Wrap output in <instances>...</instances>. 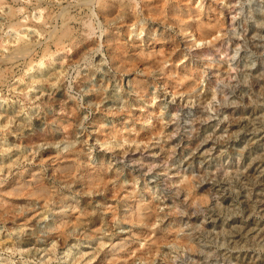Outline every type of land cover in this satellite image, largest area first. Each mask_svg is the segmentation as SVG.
I'll use <instances>...</instances> for the list:
<instances>
[{
	"label": "rangeland",
	"instance_id": "obj_1",
	"mask_svg": "<svg viewBox=\"0 0 264 264\" xmlns=\"http://www.w3.org/2000/svg\"><path fill=\"white\" fill-rule=\"evenodd\" d=\"M189 1L204 21L212 12L221 19L214 33L221 51L205 48L207 41L186 46L171 20L172 0H165L161 20L152 25L166 61H151L145 88L135 93L130 77L109 64L99 28L85 43L84 22L100 24L89 1L0 0V183L38 164L41 154L56 157L70 148L80 162L67 178L41 167L55 197L47 205L15 199L0 212V264H264V0H230L229 10L226 0ZM47 13L51 20L42 25ZM68 14L73 22L67 25ZM12 22L21 25L7 26ZM143 22L151 24L138 19L117 27L119 40L143 46ZM63 29V47L52 45L53 55H43L50 36ZM19 39L30 51L7 59ZM170 64L176 72L169 77L181 76L175 86L161 83ZM136 73L143 74L139 67ZM230 86L233 92L221 96ZM95 88L103 91L98 100ZM94 120L106 130L124 125L145 135L138 143L114 137L100 143ZM152 126L157 134L146 133ZM99 168L106 180L85 188V170ZM179 176L190 180L188 195L172 184ZM138 201L153 210L150 218L124 220ZM71 204L83 212L72 218L83 223L70 224L66 237L45 233V222L71 214ZM93 214L101 228L85 238L81 233ZM155 230L163 233L151 242ZM181 236L191 249L178 242ZM118 239L128 241L126 248L109 261L105 253Z\"/></svg>",
	"mask_w": 264,
	"mask_h": 264
},
{
	"label": "bare ground",
	"instance_id": "obj_2",
	"mask_svg": "<svg viewBox=\"0 0 264 264\" xmlns=\"http://www.w3.org/2000/svg\"><path fill=\"white\" fill-rule=\"evenodd\" d=\"M87 1H89L90 4ZM162 1L163 0H82L83 3H85V4L88 3L89 9H91L92 15L94 17H96L100 22V24L98 23L97 26L95 25V23L93 21L91 22V19H89V21L84 22V26L86 28V33H87V35L85 34V38H84L85 43L86 44L89 43V39L91 37L90 35H94L96 33L95 29L99 28L100 29L99 31L102 34V37H101L102 48L106 54V57L108 59L109 64L112 66V68L114 69L115 72H119L121 74H125V75L130 77V80H129L130 81V87L135 91V93H140V91L144 90V88H145L144 82H145V78L148 77V69H149V67H151V61H153L156 64H158V63L162 64L166 61V59H164L162 57L163 55L162 54H161L162 56L160 55V53H161L160 48L162 46V42H160V39L162 37L160 38L159 35L156 36V34H154L156 32V29L152 25V23H155L156 20H161V17L159 16V14L162 12L161 8H163L162 6L165 4V0L163 1V3H162ZM189 2H190L189 0H172L170 5L173 6L172 10H171L172 11L171 14H173V16H171L168 13V15H170L172 17L171 20L175 24L174 28L176 27L177 31H179L180 34L184 37L183 40L186 39L185 45L186 46L187 45L192 46L198 42L207 41V45H205V48H207V46L210 48L212 46H215V48L218 51H221L220 50V45H221L220 40L221 39L220 38L218 39V36L214 35V33L218 32L221 28V24H222L221 19L218 16L214 15L212 12L211 17L208 16L209 18L207 17L206 18L207 20L204 21L199 16L201 14V11H197L194 9L191 10ZM209 2L207 4L208 8H210V10L214 11L215 8L212 7V5L209 4ZM157 3H160V5ZM228 4L230 5V0L229 1L226 0L224 3V5H228ZM230 8H232L231 5H230V7H228V10ZM191 11L194 12V15L193 14L191 15ZM163 15H164V13H163ZM50 18L51 17L49 16V13H47L46 16L44 17L43 21H42V25L44 23L48 22ZM138 19L149 20L151 23V24H146L143 22L142 25L140 24V29L144 30L145 35L147 36L146 41H144L143 46L137 45L134 41L131 42L129 45H127L126 43L124 44L123 40H122V42L119 40V34H118V32L115 31V29L117 27H121L123 25V30H124L125 24H129L128 22H131V24H132V22L134 23ZM166 20H165V22H167ZM66 21L67 22H65V23L67 25L70 21L72 23L73 17L72 18L69 17V14H68L66 17ZM161 22H163V21H161ZM168 22L172 23L170 21H168ZM14 25L16 26V25H21V24L18 22L17 23L12 22L11 24H9L7 26L13 27ZM127 26H126V28H127ZM16 27L18 28L19 26H16ZM17 28H16V30H17ZM67 31H68L67 29H63L62 31H57L54 34H52L50 36V38L48 37L49 40L44 44L42 54L43 55L49 54L52 56L53 54L51 53V50H50L52 45L55 47L56 50H58L59 48H62L63 43H64L63 40H65L63 38H65V36H66L65 32H67ZM41 32H42V29H41ZM251 32H252V29H251ZM126 33H127V31H126ZM160 33H162V32H160ZM223 35H224V33L220 34L221 38ZM211 36H212V38H210ZM227 36H229V35H227ZM68 37H69V34H68ZM248 38L250 39V37L246 36V39H248ZM227 40L231 41L233 43V38H228ZM30 48H31V46L29 45V43L27 44L25 40L19 39V44L16 47H14L13 49L9 48L10 53L7 56V59H9L11 57L13 58L15 55H17V56L18 55L19 56L25 55L26 53H28L30 51ZM77 53H79V52H77ZM155 53H158L159 56L155 55ZM203 53H206L205 55H207V54H210L211 51H207V52L204 51ZM54 59L55 58H53V60ZM225 59H226L225 61L228 60L227 58H225ZM208 62H211V60H208ZM208 65L210 66L211 63H208ZM175 66L170 64L168 67L165 68L166 72H164V75L162 76L163 78L161 80V83L163 85L167 84L168 81L171 82L170 85H173V84H174L173 86L178 85L177 81H179L181 79L180 75H178L176 78L175 77H169L172 73L176 72ZM137 67H139L141 69V71L143 73V74H141L142 76L138 75L136 73ZM162 67H163V65H162ZM231 68H233V67H231ZM228 69H229V67H228ZM177 72L179 73L180 71L177 70ZM165 73H168V74H165ZM197 76H198V73H197ZM21 80H24V77H22ZM191 85H193V84H191ZM168 87L170 89V90L168 89L170 94L175 93L174 92L175 89H172L173 88L172 86H168ZM230 87L231 88H229V89L224 88V90H223L224 92H222L221 96H223L227 93L233 92L232 87L234 89V86H230ZM102 92L103 91H101L99 88H95L93 95L98 100V99H100V97H102L101 96ZM220 100L221 101L223 100L222 97H220ZM101 101H102V98H101L100 102ZM230 103H232V101H230ZM74 115H75V117L78 116L77 114H74ZM73 119H75V118L73 117ZM93 122L95 124L94 127L97 128L96 131H97V134L99 135V137H97V139H98V141L101 140L100 143L105 142V140L108 139L109 137H111V138L114 137L115 140H121L123 142L129 141V142H134V143L137 142L138 143V142H142V138H144V135H145V133H143V132H136L133 129L132 130L131 129H125L124 125L119 126V128H117V129L109 128L108 130H106L102 125L99 124V122L97 120H94ZM68 125H72L71 122H68L67 126ZM70 128H71V126H70ZM65 130H67V129H65ZM67 133H68V131H67ZM146 133L147 134H157L158 130H156L155 126H152L146 130ZM213 136H215V135L213 134ZM199 143H202V142H199ZM1 151H2V149H1ZM68 151L69 152L71 151V153L68 152V154L58 155L56 157H49L50 154H47V156L45 155L46 157H44V155L41 154L38 158L39 159L38 164H33V165L31 164L28 167H26L25 169H23L22 171L15 172V173L11 174L10 178H9L10 180L9 179L6 181L4 180L5 182L0 183V212L3 209L7 208L8 202L11 200L26 198V199H30V201L31 200L34 201L35 203L41 202V203L47 205L49 200H52V198H55L54 194L51 190L52 187L50 184L51 182H49L50 181L49 175L50 176L53 175L57 178H67L72 174L73 171H75L76 163L77 162L80 163L79 161H77L75 159L77 154L74 157L72 150H70V148L68 149ZM74 151H76V150H74ZM123 153H124V151H123ZM123 153H122V156H123ZM129 155H130V153H129ZM78 160H80V159H78ZM133 161H135V159ZM108 163H111V161ZM136 163H139V162H136ZM78 165H80V164H78ZM81 165H82V163H81ZM169 165L170 164H166L163 167L165 169H168ZM43 166H45V167L48 166L49 175L47 178H45L46 172L41 171V167H43ZM147 167L148 168L145 171L148 173H149V171H151L149 177H153L154 176V173H153L154 170H151V169H153V167H150V166H147ZM102 173H103V171L101 168L96 169V170H87L86 169L82 175L83 179H84L85 188L89 187L92 189L93 187H96L99 183L102 184V182L105 179V178H103ZM168 173H170V172H168ZM201 183H203V182H201ZM172 184H175L177 193L179 191H184L187 193V195L190 192L191 187H192L190 180H188L187 177L184 178L181 176L176 177L174 179V181H172ZM105 185H106V183H105ZM103 186H104V183H103ZM127 195L129 196V194H127ZM127 195H125V196H127ZM128 196L124 197V199L129 198ZM68 210L71 211V214L65 212V215L63 217H61L59 220H54L51 222H49V221L45 222V225H44L45 233H53L54 235L56 234V235H61L63 237H66L65 236L66 231H67L66 228L70 224H73L75 226V225H77V223L78 224L83 223L82 220L76 222L72 218V215L74 213L75 214H80V213L82 214L83 213L82 211L77 209V205L71 204V206ZM23 211H25V210H23ZM152 211L153 210H151V208L148 204L138 201V202L134 203L133 205H130L129 209H127L125 211L124 220H127L129 222H134V223H140V222H143L144 220L147 221L150 218ZM19 219H21V218H19ZM23 219H24V221L30 219V214L26 213V215L23 217ZM100 222L101 221H100L99 215L93 214L92 216H90L89 223L87 224V227H84V230L81 233L83 235V237L89 238V237H92L94 233L98 232L101 228ZM240 227L241 226H239L237 228H240ZM155 232H156V230L153 232V237L150 238L151 242H154L156 239H159V237H161V234L163 233V232L162 233L160 232L158 235V233L156 234ZM25 235H28V233H26ZM79 237H81V236H79ZM185 238H188V237L181 236V237H178L177 240L183 246L186 247L188 244H186ZM127 243H128V241L122 240V239H120V240L118 239V241H116L113 244L111 242V244L109 246L108 253L107 252L105 253L106 259H108L109 261L116 259L117 253L121 249H125ZM188 248L191 249V246H189Z\"/></svg>",
	"mask_w": 264,
	"mask_h": 264
}]
</instances>
